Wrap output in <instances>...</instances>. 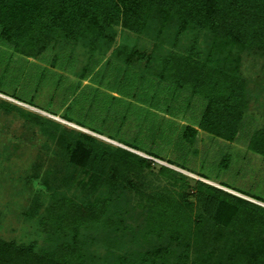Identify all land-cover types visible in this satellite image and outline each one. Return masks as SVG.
Returning a JSON list of instances; mask_svg holds the SVG:
<instances>
[{
    "label": "trees",
    "instance_id": "16d2710c",
    "mask_svg": "<svg viewBox=\"0 0 264 264\" xmlns=\"http://www.w3.org/2000/svg\"><path fill=\"white\" fill-rule=\"evenodd\" d=\"M118 26L138 35L151 33L155 42L152 54L118 45L109 56ZM191 29L210 32L221 48L228 47V53L222 60L218 56L205 57L194 43L183 51L160 55L164 43L178 46L184 33ZM47 36H58L75 48L81 46L90 58V65L80 73L81 80L91 79L99 86L87 97L88 110L86 120L80 122L82 125H91L87 118L91 119L92 109L93 118H103L99 120L102 127L110 110L120 115L106 98L116 101L117 106L125 103L123 97L133 99L136 104L149 106L139 110L142 117L138 125L147 123L149 133L140 143L152 148L173 143L177 149L185 150L194 145L199 129L227 141L235 140L244 129L249 92L241 75V53L254 48L264 54V0H0L2 45L30 58L36 56L35 47L39 43V51L48 49ZM233 49L240 53H231ZM74 60L62 56L61 64L73 65ZM138 62H145L143 72L136 66ZM29 77L38 85L35 89L45 81L41 70ZM104 86L106 91L101 90ZM186 90L203 99L197 127L179 126L176 120L158 113L170 117L177 114V107L168 106L169 96L177 99L179 92ZM161 93L167 97L162 98ZM184 104L187 105L179 107ZM0 107L16 111L34 125H46L41 127L47 140L41 144V150H55L57 145L61 149L58 140L62 139V155L69 158L66 167L70 162L75 168L61 175V185L67 192L72 188L70 173L78 169L94 177L104 176L113 186L136 191V182L145 181L146 170L152 168L153 163L147 158L124 148L110 146L109 151L87 148L95 138L80 136L76 129L62 128L54 120L1 98ZM127 116L130 115H121L123 122ZM250 149L264 156V128L256 130ZM159 171L173 185L189 184L185 175L170 168L161 166ZM26 182L34 183L29 177ZM70 193L73 194L69 197H56L40 219L51 243L39 248L35 241L18 243L0 238V264H87L89 243L81 233L90 224L109 221L105 215L111 200L80 199L77 195L81 192L77 189ZM143 195L148 201L145 208L150 231L166 232L175 242L185 241L187 247H193L195 256L191 259L184 254L183 264H264V207L201 180L195 181L191 193L179 192L177 197L170 191ZM191 195L194 201L189 200ZM35 201L29 210L31 217L37 216L42 207L38 199ZM53 237L61 243L55 244ZM221 244L224 253L218 256L216 251ZM157 254L162 256L163 251L146 252L140 264H152ZM115 260L111 264H134L129 259Z\"/></svg>",
    "mask_w": 264,
    "mask_h": 264
},
{
    "label": "rangeland",
    "instance_id": "374dc122",
    "mask_svg": "<svg viewBox=\"0 0 264 264\" xmlns=\"http://www.w3.org/2000/svg\"><path fill=\"white\" fill-rule=\"evenodd\" d=\"M116 34L115 44L108 51L109 56L118 45L147 54L154 51L155 42L151 33L138 35L118 26ZM214 39L208 31L191 29L184 33L178 46L164 43L160 55L176 50L183 51L195 43L205 57L218 56V60H222L228 53V47L221 48ZM45 41L48 49L39 51V43L35 47L36 56L30 58L0 43V98L54 120L62 128L68 126L76 129L80 136L86 134L95 138L93 144H88L87 148L93 146L96 151H109L110 146L120 147L147 158L153 164L151 169L146 170L145 181L136 182V191L128 187L113 186L112 183H107L104 176L94 177L78 169L70 173L72 188L67 192L61 185L60 178L67 169L69 171L75 168L71 167L70 162L66 167L69 158L62 155V139L58 140L62 144L61 149H57V145L55 150H41V144L47 141L41 133V127L46 125L40 123L35 126L16 111H6L0 107V238L18 243L35 241L39 248L48 246L51 239L40 224L41 217L56 197H69L73 194L70 192L77 189L81 192L77 195L80 199L111 200L105 215L109 221L103 219L90 224L81 233L82 238L86 236L89 243L87 264H111L115 259H129L134 264H140L146 252L156 249H161L163 255L157 254L152 264H183L181 257L184 254L187 253L191 259L195 256L193 247H187L185 241L175 242L166 232L150 231L145 208L148 201L143 194L170 191L177 197L179 192L191 193L195 181L201 180L264 207V156L250 149V140L254 133L264 128V54L261 51L249 48L241 53V75L249 92V109L240 135L233 141H227L199 129L194 145L187 146L186 149L189 147V150H180L173 143L155 145L153 148L150 144L140 143L141 140H146L149 133L147 123L138 125V119L142 117L139 110L142 107L148 109L149 106L136 104L133 99L123 97L125 103L117 106L116 101L111 102L110 98H106L120 112V117L110 110L109 116H104L107 122L102 127L99 120L103 118L94 117L98 119L95 120L92 109L91 119L87 118L91 125H82L80 122L86 117L88 110L87 97L93 88L95 90L99 86V83L91 79L81 80L80 73L90 65V58L81 46H69L71 44L60 40L58 36H47ZM231 53L240 52L233 49ZM62 56L64 59L73 57V65L68 62L62 65ZM136 66L143 72L146 64L138 62ZM132 67L137 68L134 65ZM40 70L44 73L45 81L35 89L38 85L29 76ZM163 82L164 86L166 81ZM101 90L106 91L107 88L104 86ZM166 95L161 93L162 98L167 97ZM169 98L168 106L177 107V114L170 117L158 111L161 116L176 120L179 126L197 124L202 110L201 97L191 95L190 90H186L179 92L177 99L174 96ZM183 103L187 105L180 108ZM126 112L130 116L123 122L121 115H127ZM79 142L83 140L79 139ZM161 166L185 175L189 184L184 187L179 185L180 182L173 185L169 177L160 173ZM28 177L33 184H27ZM35 199L42 206L39 211L41 214L31 217L29 210L34 207ZM189 200L194 201L193 195ZM52 240L55 244L61 243L57 237ZM223 250V244L219 245L216 254L219 256L221 252L224 253Z\"/></svg>",
    "mask_w": 264,
    "mask_h": 264
}]
</instances>
